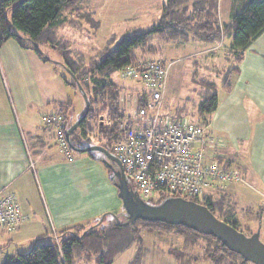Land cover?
<instances>
[{"label": "crops", "instance_id": "1", "mask_svg": "<svg viewBox=\"0 0 264 264\" xmlns=\"http://www.w3.org/2000/svg\"><path fill=\"white\" fill-rule=\"evenodd\" d=\"M100 1L96 0L92 5V0H83L82 4L88 11H94L101 22L99 32L109 34L116 17L132 18L152 0ZM232 3L233 0L230 13ZM219 18L224 23L220 16V0ZM218 44L221 42L213 45ZM50 62H44L33 49L22 46L14 38L0 48V192L13 191L20 201L23 215L29 218L19 231L0 234V264L5 258L21 252L22 248L31 247L41 236L52 234L54 241H61V237L66 235L62 234L65 230L77 225L87 226L100 218L103 225L109 226L114 217L105 215L107 209L122 202L110 174L105 182L108 199L104 196L92 199L86 190V181L83 185L76 181V175L85 170L82 166L85 159L77 164L62 165L59 162V147H56V141L50 137L52 131L43 126L41 118L58 112L62 103L72 105L68 97L76 92L66 84L64 75L50 67ZM238 65L239 71L231 78L232 89L230 92L223 89L222 100L219 98L210 127L212 129L214 119L219 120L217 123L225 128L228 135L238 139V149L245 145L247 148L242 155L233 146L227 151L216 147V151L209 152L217 157L223 156L241 173V181L229 183L217 193V198L226 197L229 206L234 208L239 225L238 203L246 198L247 188L264 195V32L245 50ZM47 156L52 161L49 164L45 163ZM258 203L263 204L260 199ZM259 209L264 215V204ZM147 231L155 236L156 241L153 240L152 249L145 246L148 254L142 264H193L188 262L189 259L200 264H215L205 254V247L189 239L187 234L177 230ZM177 236L184 237V243L201 247L203 255L173 258L165 244H156L170 239L176 241ZM5 247L9 248L7 252ZM137 247L133 244L109 264H131ZM99 256L80 252L74 264H103ZM201 259L204 260L201 262Z\"/></svg>", "mask_w": 264, "mask_h": 264}, {"label": "trees", "instance_id": "2", "mask_svg": "<svg viewBox=\"0 0 264 264\" xmlns=\"http://www.w3.org/2000/svg\"><path fill=\"white\" fill-rule=\"evenodd\" d=\"M82 1L0 0V48L7 40L14 38L22 46L33 49L44 62L51 61V59L46 57L43 48L54 49L60 54L59 64L77 77L88 95L91 103L90 111L69 138H67V131L74 124L68 115L72 112V105L62 103L59 105L58 112L50 113H58L64 116L65 136L70 149H73V146L84 148L101 145L114 154V144L122 139L119 122L125 113V108L122 107L120 96L125 89L118 85L112 79V76L122 68H126L140 59V55L137 53L139 48L146 50L145 52H150V48L148 50L147 47L150 46V40L157 35H162L169 40L188 42L196 39L209 44L222 42L225 38L231 39L230 53L235 56L236 65L231 67L227 78L222 84V88L230 92L232 89L231 78L234 73L239 71L238 63L242 60L245 50L264 32V0H233L230 13L231 20L228 23L220 22L219 0H166L162 4L160 21L153 28L139 33L127 32L120 40H117V35H113L112 38L107 39L105 48L97 49L93 55L86 56L84 53L74 50L69 41L59 36L60 29L67 26L81 29L84 23L91 25L94 28V34H96L99 20L95 17L94 12L88 11L83 6ZM23 39L28 40L30 44H25ZM68 74L69 77H64L66 84L80 91L76 80L69 72ZM202 86L204 90L200 101L195 103L194 115L185 113L186 111L183 113L181 109H176L173 112L172 109L170 111L169 108L165 107V110L168 115L173 117L185 115L194 123L205 126L208 133H211V116L219 106L217 93L219 86L211 81H203ZM140 88L143 87L137 84L136 89ZM130 89H133V87H130ZM80 93L82 94L81 91ZM144 104V102H141V105ZM104 113L108 114L109 120L106 125L100 123L98 135L107 140L102 143L90 144V132L93 131L91 121L101 117ZM83 115L80 114L81 117ZM42 124L52 131L53 139L62 146L54 128L43 120ZM95 152L99 151L87 153L103 160L107 165L110 164V160L104 153L99 152L101 153L99 157ZM217 160L223 167L236 169L221 155L217 157ZM109 173L115 184L110 167ZM217 193L219 192L205 196L203 199L185 198L207 206L219 219L238 227L234 208L231 205L229 206L226 197L217 198ZM168 197H180V195L159 189L154 197L145 198L144 200L149 204L156 205ZM122 212H125L124 209ZM105 215H118L120 218L122 213L119 215V213L114 214L111 212L105 213ZM23 217L25 221L19 226L18 230L0 232V234L19 231L29 219L25 215ZM145 229L152 231L177 230L183 234L188 233L187 231L199 233L182 224H169L162 221L143 219H137L126 225H117L116 221H113L109 226H105L100 218L95 223L87 226L77 225L71 230H65L62 234L66 235L61 237V241L56 239L57 241L45 242L42 240L45 238L54 239V236L52 234L41 236L34 241L27 252H17L15 255L5 258L1 264H74L76 255L80 252H86L90 256L100 255L101 262L109 264L115 256L127 250L133 244H137L138 247L131 264H142L148 254L141 236L142 231ZM76 230L81 232H76ZM205 236L213 238L217 242V247L209 253L208 257L215 264H223V256L218 255V252L221 249L229 250L216 237L212 235ZM229 252L235 264H245L241 255L232 251Z\"/></svg>", "mask_w": 264, "mask_h": 264}, {"label": "rangeland", "instance_id": "3", "mask_svg": "<svg viewBox=\"0 0 264 264\" xmlns=\"http://www.w3.org/2000/svg\"><path fill=\"white\" fill-rule=\"evenodd\" d=\"M95 1L96 0H92V5L95 3ZM165 1L166 0H152L149 2V4H147V6L139 9L135 15L129 19H121L116 17L115 20H113L111 33L109 34H103L101 31L99 32V27L101 24L99 21L97 32H95L96 34H94V28L91 25L84 23L81 29H75L71 26L60 29L59 36L62 39L69 41L74 50L80 51L86 56L93 55L95 50L105 48L107 39L112 38L113 35H117V40H120L124 35L127 34V32L139 33L153 28L160 21L162 15V4ZM101 2L102 1L98 3ZM230 3L231 0H220V16L224 22L227 23L231 20ZM83 5L85 6V4ZM23 42L25 44H30V42L26 39H23ZM149 45L150 46L147 48L148 50L150 48V52H145L146 50H143L142 48L137 50L140 58H163L170 64L166 96L164 101L165 107L169 108L170 111L171 109L173 112L176 109H181L183 113L186 111L185 113L194 115L196 110L195 103L200 101L204 90V87L202 86L203 81H211L216 83L219 86L217 89L218 97L222 100V84L227 78L231 67L236 65L235 56L230 53L231 39L225 38L221 44L215 46L213 44L196 39L185 42L182 40H169L162 35H157L155 38L150 40ZM43 50V52L46 54V57L51 59L50 63L52 64H50V67L56 73L62 74L65 77H69L68 72L59 64L60 54L49 47H44ZM112 79L118 85L124 87L125 91H128L130 87L136 89L137 84L140 85V83L136 81L123 79L119 72H116L112 76ZM74 90L76 94L70 93L68 97L73 106V111L68 115L73 123H76L78 118L81 117L80 114H84L83 112L86 109V104L85 99L80 91L76 89ZM129 110L132 112L134 109L129 107ZM108 120V114L104 113L101 115V117H97V119L91 121L93 131L90 132V144L102 143L107 140H105V138L102 139L98 135V126L100 123L106 125ZM218 121L219 120L214 119L212 129L210 127V137L213 138V144H216V147H219L225 151L229 150V148L231 149V146H233L235 149H238V139H236V137L232 134L228 135V133L224 130L225 128L217 123ZM50 135V137L53 138L52 132ZM231 136H233L234 139ZM240 143L243 142L241 141ZM87 145L89 144L87 143ZM56 147L59 148L57 149ZM56 147L55 148L58 150L57 157L59 158V162L62 165H67L70 162L77 164L78 161L84 158L85 160H83L82 166L85 170L81 171L79 175H76V181L78 183L81 182L82 185L83 182L86 181V190L89 194H91L92 199H94V196L97 198L104 196L106 199H108L109 196L107 189H105V182L108 180V176L110 174L109 165H107L103 160H100L95 156H91L87 152H79L71 148L70 151L73 157L72 162L68 159L63 146L57 144ZM246 148L247 145H245V147H241L238 149V153L242 155L243 152L246 151ZM95 154L99 157L101 156V153L99 152H95ZM220 154H222L221 151ZM51 162L52 161L50 157H45V163L49 164ZM247 189L248 191L245 193L246 198L244 201L238 203V215L241 220H239V225L237 228L246 235H251L257 230L260 231V239L264 243V215H262V210L259 209V207L264 204V195L262 196L259 192L253 190L252 188ZM257 194L260 196L258 198L262 200L263 204L258 203L259 199L255 198L258 196ZM120 203V205L113 206L112 209H107L106 212H112L114 214L122 212L123 202ZM125 220V216L120 217V221L123 222ZM80 230H76V232H81ZM187 232L188 233L186 234L189 236V239L197 242L202 248L205 247V254H207V256L217 247V242L215 239L206 237L205 235L193 231ZM149 233V231L144 230L142 231L141 236L143 239V245L152 249L154 248L153 240L155 236H151ZM184 239V237L177 236L175 238L176 241L170 239L169 241L163 243L158 242L156 244H165L167 250H169V254L173 258H184L185 256L190 255H203V250H201V247H198L190 242L184 243ZM42 241L53 242L54 239L45 238ZM155 241L156 240H154V242ZM30 248L31 247L28 249L22 248L21 252L25 253ZM8 249V247H5L4 251L7 252ZM229 251L221 249L218 252V255L223 256V264H235ZM175 260L178 261V259ZM202 260L204 259L199 261L202 262ZM188 262H192L193 264L197 262L196 264H200V262L192 261L191 259H189ZM185 264H187V262H185ZM245 264L254 263L246 262Z\"/></svg>", "mask_w": 264, "mask_h": 264}, {"label": "built area", "instance_id": "4", "mask_svg": "<svg viewBox=\"0 0 264 264\" xmlns=\"http://www.w3.org/2000/svg\"><path fill=\"white\" fill-rule=\"evenodd\" d=\"M169 68L165 59L151 57L119 70L123 79L136 81L143 88H129L120 96L125 113L119 122L122 139L114 144V154L141 198L154 197L161 189L184 198L203 199L229 183L241 181L242 176L237 169L220 165L217 156L209 152L216 151V144L205 126L185 115L166 113ZM42 120L57 132L72 161L64 116L49 114ZM24 221L17 195L13 191L0 193V232H14Z\"/></svg>", "mask_w": 264, "mask_h": 264}, {"label": "water", "instance_id": "5", "mask_svg": "<svg viewBox=\"0 0 264 264\" xmlns=\"http://www.w3.org/2000/svg\"><path fill=\"white\" fill-rule=\"evenodd\" d=\"M76 80L78 88L85 99L84 115L67 131V138L80 125L90 111V100L77 77L67 70ZM73 149L79 152L99 151L110 160L109 167L113 172L118 195L123 202L126 220L120 221L113 215L117 225L131 224L137 219L162 221L169 224H182L204 235H212L219 239L228 250L243 257V263L264 264V243L260 239V231L246 235L237 227L219 219L207 206L184 197H168L159 204H149L130 186L129 180L119 158L101 145H92Z\"/></svg>", "mask_w": 264, "mask_h": 264}, {"label": "flooded vegetation", "instance_id": "6", "mask_svg": "<svg viewBox=\"0 0 264 264\" xmlns=\"http://www.w3.org/2000/svg\"><path fill=\"white\" fill-rule=\"evenodd\" d=\"M123 215L122 216H125V218H126V214H125V212L124 213H122ZM125 214V215H124ZM114 220L113 221H115V218H113Z\"/></svg>", "mask_w": 264, "mask_h": 264}]
</instances>
